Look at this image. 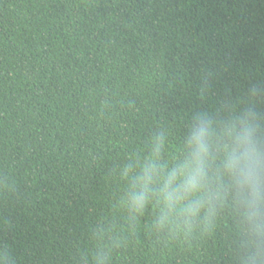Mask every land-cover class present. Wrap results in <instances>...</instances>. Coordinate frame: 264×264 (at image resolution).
<instances>
[{"label": "trees", "instance_id": "1", "mask_svg": "<svg viewBox=\"0 0 264 264\" xmlns=\"http://www.w3.org/2000/svg\"><path fill=\"white\" fill-rule=\"evenodd\" d=\"M249 105L264 125V0H0V264H264L230 199L157 232L119 174Z\"/></svg>", "mask_w": 264, "mask_h": 264}, {"label": "clouds", "instance_id": "2", "mask_svg": "<svg viewBox=\"0 0 264 264\" xmlns=\"http://www.w3.org/2000/svg\"><path fill=\"white\" fill-rule=\"evenodd\" d=\"M170 135L153 130L144 149L120 166L126 218L134 225L151 208L154 230L189 234L193 224L207 223L230 199L256 251L264 247V125L255 107L223 120L194 112L172 160L165 158ZM98 255L97 264H107Z\"/></svg>", "mask_w": 264, "mask_h": 264}]
</instances>
